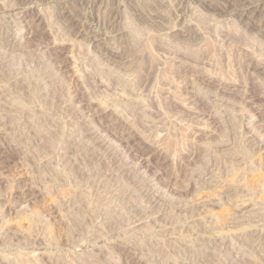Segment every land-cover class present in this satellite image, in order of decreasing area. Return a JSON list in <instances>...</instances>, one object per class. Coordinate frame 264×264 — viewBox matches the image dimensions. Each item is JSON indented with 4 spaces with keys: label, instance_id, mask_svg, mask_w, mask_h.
Masks as SVG:
<instances>
[{
    "label": "rangeland",
    "instance_id": "374dc122",
    "mask_svg": "<svg viewBox=\"0 0 264 264\" xmlns=\"http://www.w3.org/2000/svg\"><path fill=\"white\" fill-rule=\"evenodd\" d=\"M233 1L0 0V264H264V2Z\"/></svg>",
    "mask_w": 264,
    "mask_h": 264
},
{
    "label": "bare ground",
    "instance_id": "6f19581e",
    "mask_svg": "<svg viewBox=\"0 0 264 264\" xmlns=\"http://www.w3.org/2000/svg\"><path fill=\"white\" fill-rule=\"evenodd\" d=\"M224 1H225V0H224ZM235 1H236V0H235ZM235 1H233V2H235ZM238 1H239V0H238ZM255 1H256V0H255ZM226 2H227V0H226ZM226 2H225V3H226ZM240 2H241V1H240ZM263 2H264V0H262V3H263ZM236 3H237V2H236ZM245 3H247V1H246ZM253 3H254V2H253ZM227 4L230 5V3H227ZM239 4H241V3H239ZM250 4H251V3H250ZM251 5H252V4H251ZM239 6H240V5H239ZM241 6H242V5H241ZM226 7H227V6H226ZM226 7H225V8H226ZM257 7H258V6H257ZM256 9H257V8H256ZM0 263H1V262H0Z\"/></svg>",
    "mask_w": 264,
    "mask_h": 264
}]
</instances>
